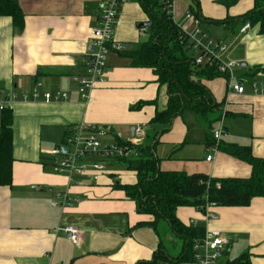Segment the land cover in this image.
<instances>
[{
    "label": "crops",
    "instance_id": "1",
    "mask_svg": "<svg viewBox=\"0 0 264 264\" xmlns=\"http://www.w3.org/2000/svg\"><path fill=\"white\" fill-rule=\"evenodd\" d=\"M17 1L23 15L20 28L13 26L10 17L0 16V101L6 92L16 95L6 107L12 113L13 163L10 186L0 187V264H136L150 261L159 247L175 258L182 242L168 224L160 220L154 230L150 225L153 217L139 214L136 203L118 188L134 185L135 172L119 174L114 167L124 164L108 161L106 173L97 181L77 177L70 183L66 175L53 171L48 155L66 144L81 123L106 128V138L112 143H127L134 127H147L156 112L166 108V86L158 84L151 69L134 67L129 56L149 38L148 27L141 26L149 18L140 1L129 0L122 6L113 39L123 50L109 53L103 81L86 98L74 78L84 75L86 39L97 24L98 0ZM172 2V20L181 30H193V21L185 15L197 11L201 31L217 33L215 40L226 46L220 54L222 61L241 65L232 82L244 87L242 94L228 90L226 76L200 80L217 105L212 118L220 117L219 125L225 131L219 144L249 146L255 158L264 159V95L251 87L252 82L264 81V35L253 25L242 32L244 24L236 21L254 7V0ZM35 90L38 100L31 97ZM45 92H66L68 99L46 102L42 98ZM23 94L27 100L22 99ZM140 102L150 104L134 109ZM182 115L165 134L153 128L156 139L151 143L157 141L155 154L161 171L218 179L250 177L247 163L218 149L210 151L209 130L205 148L200 147L197 155L189 148L185 158H177L176 152L188 143L185 130L176 132L174 128ZM195 119L203 128L196 114ZM63 193H67L69 205L53 207L51 200ZM212 211L219 219L209 223L189 206L177 208L175 215L185 227H198L203 233L215 229L229 240L218 264L243 254L251 264H264V199L255 197L247 207ZM64 227L79 231L78 245L57 232ZM164 240L177 248L174 254L166 249Z\"/></svg>",
    "mask_w": 264,
    "mask_h": 264
},
{
    "label": "trees",
    "instance_id": "2",
    "mask_svg": "<svg viewBox=\"0 0 264 264\" xmlns=\"http://www.w3.org/2000/svg\"><path fill=\"white\" fill-rule=\"evenodd\" d=\"M139 1L149 18V38L131 51L129 56L134 67L151 69L157 76L158 84L166 86L168 93L166 108L156 112L150 123L161 126L162 134L170 130L176 117L185 111H192L209 126L206 141L213 144L211 124L219 121L220 117L216 120L212 118L217 105L200 80H211L219 76L216 68L194 64V53L188 39L167 11L168 0ZM222 1L229 4L231 0ZM0 16L10 17L15 28H20L23 24V15L17 0H0ZM194 16L201 20L197 11ZM236 21L239 24L258 26L259 33L264 35V0H254V7ZM147 104L150 103L140 102L133 108L138 109ZM11 126L12 113L5 108L0 112V187L11 184ZM156 144L157 141L143 142L131 148L134 153L131 157L117 160L127 170L135 172L137 179L134 185H118V188L124 190L126 196L136 203L139 214L153 217L150 225L154 230L158 221L166 222L174 235L181 240L182 249L175 258H171L159 247L150 261L136 264L192 263V244L203 236V230L181 224L175 215L176 209L189 206L203 212L207 203H214L216 207H247L252 198L264 199V159L255 158L249 146L219 144V151L251 167L249 178L218 179L205 174L164 172L159 168V160L155 154ZM226 264L251 263L248 255L243 254Z\"/></svg>",
    "mask_w": 264,
    "mask_h": 264
},
{
    "label": "built area",
    "instance_id": "3",
    "mask_svg": "<svg viewBox=\"0 0 264 264\" xmlns=\"http://www.w3.org/2000/svg\"><path fill=\"white\" fill-rule=\"evenodd\" d=\"M129 0H98L99 15L97 24L90 29L86 39V48L84 52L83 68L84 75L74 78L79 86V93L86 98L97 82L103 81L107 67V58L109 53L122 51L123 47L114 42L113 34L117 19L122 6ZM172 0L166 2V8L169 14L173 10ZM185 18L192 20L194 28L190 32L183 31V35L188 39L192 52L194 53V64L200 67H215L218 74L226 76L229 79L228 90L242 94L244 87L232 82L233 75L241 65L236 62H224L220 54L226 51V46L221 41L210 38L200 29V20L192 13L187 12ZM250 28L249 23L245 24L241 31L245 32ZM141 32L144 29H140ZM40 86V84H37ZM251 87L254 93L264 95V81L252 82ZM33 100H38L40 95L35 90L32 92ZM43 101L57 102L68 99L66 92H45L42 95ZM16 99L14 92H6L5 99L0 101V112ZM23 100H27V95H22ZM145 126L137 125L132 129L131 141L119 144H105L102 142L107 135L106 128L97 125L78 124L74 127L71 136L66 144L58 146L48 152L51 159V166L56 174L66 175L70 183L75 182L77 177H85L92 181H97L99 176L106 173V164L108 161L126 159L134 153L132 147L143 143L145 137ZM225 131L221 125L219 129L212 132L214 141L210 151L216 152L221 137ZM61 147L66 151L62 152ZM92 159L94 161H92ZM207 161L211 157L206 158ZM34 188V187H32ZM53 207H65L69 205L67 193H63L51 200ZM216 208L214 203H207L204 211L201 212L206 222H214L219 216L212 211ZM62 232L74 245L80 242V233L73 227H64L57 229ZM229 246V240L218 230L207 228L203 236L193 241L192 244V263L191 264H218L221 255Z\"/></svg>",
    "mask_w": 264,
    "mask_h": 264
},
{
    "label": "rangeland",
    "instance_id": "4",
    "mask_svg": "<svg viewBox=\"0 0 264 264\" xmlns=\"http://www.w3.org/2000/svg\"><path fill=\"white\" fill-rule=\"evenodd\" d=\"M208 36L210 38L216 39V36H218V34L210 32V34ZM212 117H213V115H212ZM202 122H203V124H201V125L204 126L203 128H201L200 125L198 124L199 122L196 121L195 114L192 111L184 112L181 118H178L177 120H175V123H174L175 124V126H174L175 131L179 132V130H181V132H182V130H185L186 142H188L182 146L180 145L181 148L175 154L177 158H185L189 148L193 149L194 154H196V155L198 154V152H199L198 149L200 147L205 148L204 142L206 139L207 131L209 130V126L205 127V125H207L206 122H204V121H202ZM219 124H220V121L213 122L211 124L210 134H212L213 131L220 128ZM160 127L161 126H158V125L148 124V126L145 128V137L143 138V141H145L147 143H151L155 137L154 136V134H155L154 130H156V131L158 130L157 133H161L162 129L160 130L159 129ZM153 128H154V130H153ZM190 140L192 141L191 146H189ZM102 142H104L105 144H112L113 141L110 138H105L104 140H102ZM114 168L116 170H118L119 174L130 172L122 164L116 165ZM163 243H164V246L166 247V249L169 252H171L172 254H174L177 251V248H172L169 245V243H167L166 240H164Z\"/></svg>",
    "mask_w": 264,
    "mask_h": 264
},
{
    "label": "water",
    "instance_id": "5",
    "mask_svg": "<svg viewBox=\"0 0 264 264\" xmlns=\"http://www.w3.org/2000/svg\"><path fill=\"white\" fill-rule=\"evenodd\" d=\"M141 26L149 27L150 24H149V23H146V24H143V25H141ZM61 150H62V152H65V151H66V148H65V147H61Z\"/></svg>",
    "mask_w": 264,
    "mask_h": 264
}]
</instances>
